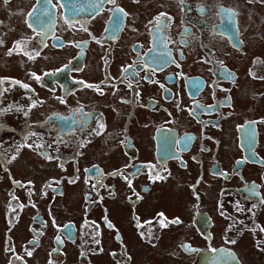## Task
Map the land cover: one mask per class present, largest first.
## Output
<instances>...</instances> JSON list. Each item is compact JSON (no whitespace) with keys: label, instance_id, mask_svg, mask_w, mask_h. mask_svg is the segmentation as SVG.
I'll list each match as a JSON object with an SVG mask.
<instances>
[{"label":"flooded vegetation","instance_id":"1","mask_svg":"<svg viewBox=\"0 0 264 264\" xmlns=\"http://www.w3.org/2000/svg\"><path fill=\"white\" fill-rule=\"evenodd\" d=\"M0 81V264H264V0H0Z\"/></svg>","mask_w":264,"mask_h":264},{"label":"rangeland","instance_id":"2","mask_svg":"<svg viewBox=\"0 0 264 264\" xmlns=\"http://www.w3.org/2000/svg\"><path fill=\"white\" fill-rule=\"evenodd\" d=\"M70 189L74 190L73 187L70 188ZM66 200H67V198H64V200H61L60 202H58V208H59V210H58V214H60L61 218H65V217L69 216V213L72 212V208H71V207L66 208V210H68L69 213H65V212L63 211L62 207H64V203H65ZM73 212H74V213H80V211H78V210H74ZM79 220H80V221H83V220H84V216L79 217ZM144 255H145V254H144ZM146 255H147V254H146ZM146 255H145V256H146ZM146 258H151V257H149V256L147 255ZM97 259H100V256H98ZM143 260H144L143 257H142V258H141V257H140V258H135V259H134V264H142L141 262H142ZM97 261H98V260H97ZM172 262H176V263L182 264V259H181V258H172Z\"/></svg>","mask_w":264,"mask_h":264},{"label":"snow or ice","instance_id":"3","mask_svg":"<svg viewBox=\"0 0 264 264\" xmlns=\"http://www.w3.org/2000/svg\"><path fill=\"white\" fill-rule=\"evenodd\" d=\"M110 2H114V0H110ZM121 11H122V10H121ZM9 54H11V50H10ZM29 58L31 59V57H29ZM37 79H38V78H37ZM2 82H3V81H0V83H2ZM22 87L27 88L28 86H27V85H22ZM61 102H63V101H61ZM128 183H129V186H131V182L129 181ZM161 215H162V214H161ZM176 222H178V221H176ZM108 226H109V227H112L111 224H109ZM231 243H235V241H231ZM28 254L31 255L30 252H29Z\"/></svg>","mask_w":264,"mask_h":264}]
</instances>
